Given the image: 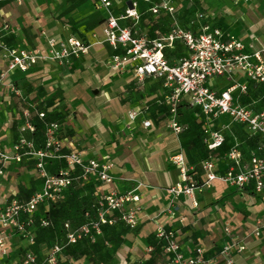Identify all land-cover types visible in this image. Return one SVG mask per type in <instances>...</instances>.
<instances>
[{
	"label": "crops",
	"instance_id": "crops-1",
	"mask_svg": "<svg viewBox=\"0 0 264 264\" xmlns=\"http://www.w3.org/2000/svg\"><path fill=\"white\" fill-rule=\"evenodd\" d=\"M143 1L112 2V11L136 6L137 17L120 21L121 25H129L136 36L159 38L175 22L193 31L209 24L222 31L224 40L235 37L248 51L264 48V0H190L202 10L197 8L199 12L184 19L167 10L151 12L155 0L153 3ZM184 1L172 3L178 7ZM155 7L160 9V5ZM97 12H100L99 17ZM200 14L205 17L200 18ZM107 17L108 11L96 0L0 1L1 43L24 49L43 45L46 37L76 36L90 47L79 59L65 63L39 61L28 71H16L5 78L0 85V147L14 155V145L21 137H26L33 142L34 150L43 149L48 124L58 121L63 127L60 137L70 142L61 155L46 159L45 167L50 174L72 169L76 177L74 189L80 197L93 199L89 205L91 212H96L100 198L111 191H133L140 196L136 228L117 219L114 212L110 215L116 222L104 226L111 237L105 241L113 251L110 264H144L152 256L149 242L152 236L156 237L158 227L175 232L185 256L203 247L211 264H227L231 258L233 264H264V190L258 193L253 185L240 189L216 180L212 187L197 193L198 206L190 197L175 198L169 192V187L180 179L179 169L170 161L172 155L183 153L191 167L212 156L219 173H223L231 165L227 154L232 147L237 146L243 153V165L250 163L253 154L264 157V138L251 134L245 125L223 115L213 128L224 134L225 142L211 151L205 142L204 115L182 104L178 120L180 114L187 115L202 131L205 154L203 157L195 155L194 148L185 144L184 131L176 133L169 126L171 114L162 79L147 77L140 83L131 67L122 71L112 68L111 60L117 51L104 34ZM184 55V51H180L178 56L171 54L169 58L173 61ZM7 63L0 48V73L6 70ZM235 82L248 85L246 93L241 89L235 91L238 103L257 111L264 110V84L253 82L242 73L234 74L233 78H218L215 88L222 91ZM135 108L143 112L132 121L129 112ZM41 113L44 116H40ZM145 119L151 121L149 127H144ZM28 124L33 125V131L27 128ZM72 149L80 152L86 161L96 159L111 163L110 174L114 181L106 183L95 175L82 177L80 168L70 165L66 157ZM37 162L36 156L25 154L22 161L11 160L3 167L0 208L14 196L27 200L41 190L43 178ZM194 169V177L203 180L202 167ZM226 225L231 229L230 235L225 232ZM104 227L102 234L91 240L104 236ZM257 228L262 231L260 236L254 233ZM232 239L236 246L243 245L245 249L225 256L222 249L232 243ZM8 244L9 253L0 256V264H23L34 246L12 231H9ZM50 248L43 242L39 246L42 256L33 254L39 262L44 261ZM158 259L160 261L161 257ZM61 261L87 263L85 256L76 259L65 254L61 255Z\"/></svg>",
	"mask_w": 264,
	"mask_h": 264
},
{
	"label": "built area",
	"instance_id": "built-area-1",
	"mask_svg": "<svg viewBox=\"0 0 264 264\" xmlns=\"http://www.w3.org/2000/svg\"><path fill=\"white\" fill-rule=\"evenodd\" d=\"M96 1L100 7L108 11L103 30L106 40L117 51L111 60L112 68L122 71L131 67L140 83L147 77L162 79L167 90L166 101L171 114L169 126L176 133L185 130L178 120V113L180 105L187 104L204 115L207 125L205 142L211 151L222 147L225 142L224 134L213 128L215 121L223 115H228L235 123L245 125L251 134L264 138V110L257 111L252 106L238 103L234 95L238 89L246 93L248 85L235 82L222 91L215 88V81L218 78H233L236 73H242L249 80L264 84V48L248 51L246 46L235 37L224 40L222 31L211 28L209 24L203 25L199 31H193L175 22L173 27L159 38L151 40L139 37L131 28L124 27L120 23L124 18L137 17L135 10L129 9L126 14L116 15L112 11V0ZM162 3L167 11L174 13L176 7L171 2L165 0ZM152 10L157 13L158 7ZM199 17L205 16L200 14ZM178 43L184 47L185 55L172 61L167 56L166 50L173 49ZM0 48L8 59L6 70L0 73L1 85L9 74L28 71L39 61L69 62L86 55L90 47L84 40L71 36L65 39L46 37L43 45L24 49L0 42ZM142 112V109L135 108L129 112V117L135 121ZM40 116H44V113ZM143 125L149 127L151 121L145 119ZM27 128L34 130L31 124H28ZM62 129L60 122L51 121L45 132V146L40 150H34L33 142L26 137H21L14 145V155L6 153L0 147V174L3 173V167L8 162L11 160L20 162L25 154H29L38 159L36 166L43 178V187L29 199L21 200L14 196L0 208L1 257L9 253V231L27 238L33 244L35 241L33 229L38 208L44 203L60 199L64 190L74 184L76 177L72 169L50 174L45 167V160L61 155V151L70 142L60 137ZM227 155L231 165L223 173H219L217 163L212 156L203 160L201 167L205 178L201 181L194 177L195 169L187 164L183 153L172 155L170 161L179 169L180 179L169 187V192L175 198L182 195L190 197L195 206H198L197 193L212 187L216 180L240 189L253 185L255 191L261 193L264 190V157L253 154L250 163L243 165V153L237 146L232 147ZM66 157L70 165L80 168L82 177L95 175L106 183L114 181L110 174L111 163H102L96 159L86 161L75 149H72ZM139 201L140 196L133 191L126 193L111 191L105 194L97 203L95 216L87 213L86 220L76 226L69 221L64 223L65 235L50 248L43 264H57L59 255L66 247L102 234L105 225L116 222L115 218L110 217L111 212L117 213V219L125 222L130 228H136L141 209ZM41 225L48 226L49 222L43 220ZM225 232L231 234L228 225L225 226ZM254 233L260 236L262 231L257 228ZM156 238L162 241L168 255L165 264H211L203 247L196 248L191 256H185L172 230L158 227ZM244 249L243 245L236 246L233 240L223 247L222 253L228 256L234 251L239 252ZM23 264L41 263L36 255L27 253ZM227 264H233V259H228Z\"/></svg>",
	"mask_w": 264,
	"mask_h": 264
},
{
	"label": "trees",
	"instance_id": "trees-1",
	"mask_svg": "<svg viewBox=\"0 0 264 264\" xmlns=\"http://www.w3.org/2000/svg\"><path fill=\"white\" fill-rule=\"evenodd\" d=\"M117 1V0H116ZM115 1V2H116ZM128 0H123V2ZM133 3L139 2L140 0H131ZM153 3L151 0H144V2ZM155 3L150 7L151 12L152 8L155 6H161V0H155ZM124 9H117L116 15L123 14ZM150 12V13H151ZM124 27H129V25L122 24ZM148 39H155V37H146ZM166 50V54L169 55H177L180 51H184V47L181 44H177L175 49L172 51ZM182 53V52H181ZM181 107V105H180ZM179 107V108H180ZM59 173V172H58ZM50 206L45 211L44 216L35 215V223H34V231H37V236H35V241L33 243L34 246H40L43 242H50L52 247L54 243L59 240H62L65 235L64 223L70 221L74 226L76 224L81 223L86 220V215L95 216L96 212L93 213L90 211L89 205H92L93 199L87 197H80V193L74 189V186H70L64 190L60 199L50 202ZM115 216V215H114ZM111 217V215H110ZM46 220L49 222L48 226H42L41 222ZM117 229V227H113V230ZM104 231L106 234L104 236L98 238L97 240H91L89 238L83 239L76 244L70 245L66 247L62 253L59 255L57 264H70L68 262L63 263L61 261V255H70L76 259L82 258L85 256L87 263L86 264H110V259L113 256V251H111L108 246L105 245V241L107 239L111 240L109 231L104 227ZM47 236V237H46ZM151 258L147 259L144 264H165L167 262L168 255L163 247L162 241L157 239L155 236H152L151 241ZM32 245V246H33ZM161 261H157L160 259ZM158 259V260H159ZM40 260V259H39ZM40 263L43 264V260H40Z\"/></svg>",
	"mask_w": 264,
	"mask_h": 264
},
{
	"label": "rangeland",
	"instance_id": "rangeland-1",
	"mask_svg": "<svg viewBox=\"0 0 264 264\" xmlns=\"http://www.w3.org/2000/svg\"><path fill=\"white\" fill-rule=\"evenodd\" d=\"M115 1L116 0H112L113 3ZM151 1H154V0H151ZM163 1H165V0H162V2ZM166 1H169V2L172 3V1H174V0H166ZM144 3H150V2H144ZM173 5L175 6V4H173ZM135 8H136L135 5H134L133 8H131V7H127L126 9L124 8L123 14H126L127 13V10H129V9L135 10ZM197 8H199V10H202L200 7H198L197 5H195L190 0H186V1L182 2L181 5H179L178 7L175 8L174 14H176L177 16H180L182 19L189 18V17H193L197 12H199ZM159 10H166L164 8V6H163V3L161 4L160 9L158 8V12H159ZM113 12L116 13V11L114 9H113ZM99 13L100 12H97L96 13L98 17L100 15ZM133 17H135V16H133ZM175 56H177V55H175ZM179 122L185 128V130H184L185 137H186L185 144L188 145V148H190V147L194 148V149H192V152L196 153L195 155L198 154V155H201V157H203L205 153H204V146H203V141L204 140H203V135H202L201 128L196 123H194L189 118V116H187V115L180 114L179 115ZM97 161H99V160H97ZM99 162H101V161H99ZM194 167L196 169H200V167H201V161H199V163L196 166H194ZM50 204H51L50 202L42 204L38 208V210L36 212L37 215L44 216V213L48 209V207L50 206ZM69 222H73V221L70 219ZM89 239H93V238H89ZM50 245H51V241L47 243V246L49 248H50ZM31 252L39 255L40 257L42 256V254H40L39 246H33L31 248ZM149 264H151V263H149Z\"/></svg>",
	"mask_w": 264,
	"mask_h": 264
},
{
	"label": "water",
	"instance_id": "water-1",
	"mask_svg": "<svg viewBox=\"0 0 264 264\" xmlns=\"http://www.w3.org/2000/svg\"><path fill=\"white\" fill-rule=\"evenodd\" d=\"M131 8H133V6H131Z\"/></svg>",
	"mask_w": 264,
	"mask_h": 264
}]
</instances>
